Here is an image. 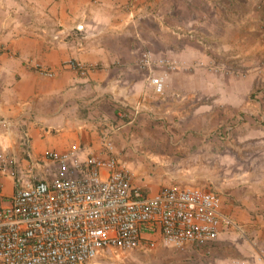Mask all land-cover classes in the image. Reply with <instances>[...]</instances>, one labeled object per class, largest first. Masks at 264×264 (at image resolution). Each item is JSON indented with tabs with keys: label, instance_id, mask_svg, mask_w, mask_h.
Returning a JSON list of instances; mask_svg holds the SVG:
<instances>
[{
	"label": "crops",
	"instance_id": "0c3cea01",
	"mask_svg": "<svg viewBox=\"0 0 264 264\" xmlns=\"http://www.w3.org/2000/svg\"><path fill=\"white\" fill-rule=\"evenodd\" d=\"M257 1L0 0V152L14 155L23 167L48 151L78 149L83 158L102 154L101 137L110 135L118 157L131 167L153 163L159 180L174 162L188 160L187 167L203 172L218 164L223 173L215 186L222 209L254 231L255 247L252 254L221 256L215 264H264V126L254 124L256 103L249 98V85L232 78L211 80L207 71L205 76L187 72L177 52L178 69L166 76L159 95L139 67L151 34L146 23L179 33L183 21L204 26L210 19L231 20L225 12L242 5L251 22ZM70 60L88 67L85 76L66 65ZM33 63L50 68L54 76L38 74ZM211 92L221 107H239L241 101L249 107L226 122L224 108L210 110ZM23 133L29 137L28 155L20 142ZM125 147L138 158L125 157ZM183 150L189 153L185 159ZM167 176L213 180L208 173L192 179L178 172ZM145 180L132 177L149 193L160 189L154 177ZM11 194L3 193L6 200ZM156 246L164 250L161 243Z\"/></svg>",
	"mask_w": 264,
	"mask_h": 264
},
{
	"label": "built area",
	"instance_id": "2783aa9c",
	"mask_svg": "<svg viewBox=\"0 0 264 264\" xmlns=\"http://www.w3.org/2000/svg\"><path fill=\"white\" fill-rule=\"evenodd\" d=\"M53 38L59 40L58 35ZM66 65L80 76L88 71L80 61ZM139 67L161 95L167 74L178 63L147 50ZM33 68L54 76L38 63ZM20 142L28 155L26 133ZM101 145L100 155L48 151L24 167L14 155L0 152V175L12 181L7 200L0 183V264H90L105 249L145 250L157 243L202 247L225 231H240L214 191L184 186L149 193L133 184L128 163L115 154L110 135L101 137Z\"/></svg>",
	"mask_w": 264,
	"mask_h": 264
},
{
	"label": "rangeland",
	"instance_id": "374dc122",
	"mask_svg": "<svg viewBox=\"0 0 264 264\" xmlns=\"http://www.w3.org/2000/svg\"><path fill=\"white\" fill-rule=\"evenodd\" d=\"M254 8L257 14L251 22L247 20V7L242 5L237 9H230L225 12V15L229 16L231 20L225 17L223 21L214 22L210 19L211 21L204 26L199 22L183 21L181 24L183 32L179 33H172L164 29L159 30L152 22H148L146 28L150 30L151 34L150 37H146L142 51L150 50L174 61L178 59L177 52H180L182 54L180 58H182L178 61H181L180 64L182 63L187 72L205 76L207 71L211 80L232 78L239 80L243 87L248 84L249 98L255 99L256 103L254 124L264 126V0H258ZM238 11L240 15H238ZM183 18L185 19V16ZM232 18H236V20H232ZM192 29L195 32L191 31ZM212 93L208 99L211 104L210 110L224 108L225 115L229 114L226 122L234 120L237 116H242L249 107L246 101H241L239 107H221V104H218L220 102L214 97L215 94ZM125 148L128 150L127 154L124 153L125 157L129 155L131 160L138 158L132 149ZM167 152H170L169 144ZM188 154L184 150L181 151V158L185 159ZM187 162L188 160H184L185 165L174 162L173 165L167 166L164 171L166 176L160 180L159 176H154L156 170L153 163H150L147 167L134 164L132 167L129 166V169L133 173L132 177L137 180L142 181L146 178L148 181L154 177L155 181L153 183L158 185V188L198 186L203 189L214 190L217 193L215 185L219 174L223 173L221 166L211 164L203 172L200 167H187ZM142 170L144 173H142ZM170 172H178L179 175L189 177V179H192L196 174H199L200 177L201 173H208L213 180L206 182L188 179L173 180L167 176ZM4 177L0 175L1 190L3 193H8L12 190V185ZM146 180L144 182H147ZM237 225L240 231L236 229L225 231L214 242L206 246H187L183 248L163 246L164 250L162 252L157 251V246L145 250L133 249L118 253L105 249L90 264H215V260L221 256L237 253L243 256L252 254L255 246L253 243L254 235L251 233L254 231L247 230L238 223ZM220 241L225 242V245L221 246ZM239 243H242V245L239 246ZM99 258L102 261L94 263Z\"/></svg>",
	"mask_w": 264,
	"mask_h": 264
}]
</instances>
